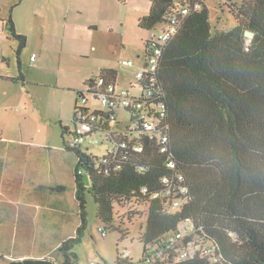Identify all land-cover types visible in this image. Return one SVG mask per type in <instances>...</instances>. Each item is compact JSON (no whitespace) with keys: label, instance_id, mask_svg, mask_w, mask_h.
Returning <instances> with one entry per match:
<instances>
[{"label":"trees","instance_id":"16d2710c","mask_svg":"<svg viewBox=\"0 0 264 264\" xmlns=\"http://www.w3.org/2000/svg\"><path fill=\"white\" fill-rule=\"evenodd\" d=\"M186 4V0H150L149 12L138 20V27L163 30L171 14ZM227 7L234 20L228 30H212L202 2L170 40L160 44L145 39L144 57L154 48L161 50V57L152 73L154 80L149 82L151 76L145 75L138 82L140 94L130 97L140 98L137 110L121 107L119 96L107 93L116 85L112 68L86 80V91L76 92L74 129L84 123L90 127L87 135L110 132L118 146L114 153L97 157L81 146L71 147L66 135L72 137L74 129L60 126L61 147L76 160L81 225L75 241L86 227L82 173L89 180L96 218L110 230L122 232L114 223L116 207L130 206L128 219L136 216L137 209L145 210L138 236L143 245L140 260L124 257L125 250L112 264H264V0L229 2ZM4 27L18 43V56L26 39L16 33L11 19ZM147 89L151 94L144 98ZM85 92L99 104L107 95L109 105L91 110ZM120 110L128 114L124 127L116 115ZM146 119L154 123L152 132L142 127ZM163 138H167L164 145ZM181 186L186 194H180ZM174 198L181 202L176 209L170 205ZM188 222L193 234L210 244L212 255L178 261L179 246L167 247L179 225ZM72 242L65 239L58 244L60 260L0 255V264H78L76 254L69 251Z\"/></svg>","mask_w":264,"mask_h":264},{"label":"rangeland","instance_id":"374dc122","mask_svg":"<svg viewBox=\"0 0 264 264\" xmlns=\"http://www.w3.org/2000/svg\"><path fill=\"white\" fill-rule=\"evenodd\" d=\"M240 1L202 0L208 10L212 30H228L233 26L234 20L227 5L229 2L239 4ZM80 2L79 10L74 9L69 15L70 22L77 19L87 21V18H90L92 24L97 25V29L87 30L82 41L81 34L75 37L72 27L68 26L67 35L64 37L67 40L66 47L61 46L64 50L61 53L62 63L59 66L61 70L64 69L62 67H68L66 68L68 72L65 75L63 71L47 73L41 81H45L51 87L41 88L27 84L29 119L21 125L20 130L16 116L22 109L16 89L12 94V108L9 110L6 106L9 111L7 115L13 117L16 125L12 126L4 117L0 118V127L7 131L3 135V145L0 144L4 149L0 158L3 159L2 164L5 162L3 167L4 165L6 167V163L9 164L8 172L4 171L3 167L2 170L0 169V253L5 254L10 251L11 255L24 256V258L47 257L48 253V257L60 260L61 255L56 252L57 245L64 239H73L68 247L71 253L76 254L78 264H90L92 261L96 264H112L116 255L122 254L125 250L129 252L131 260L139 261L143 245L138 240V236L145 225V210L137 209L134 211L136 216L128 219L125 215L131 207H116L115 213L118 216L114 223L116 227L120 226L122 232L110 230L96 218V208L90 196L89 180L85 173H82L80 181L83 182L86 201V227L81 229L79 239L74 240L76 229L81 225L79 217L75 216L78 213L74 202L76 186L73 185L76 161L64 153L61 147L60 125L67 126L70 130L74 129L73 107L67 112L64 110L65 103L70 98H76L75 91H86L84 83L88 80V75L92 73V77L98 78L100 69L105 64L116 68V90L129 91L132 94L139 92L136 78L139 65L128 68L120 64L125 59L139 61V64L142 62L137 56L141 54L145 39L152 33L139 28L138 20L149 12L150 0L123 2L81 0ZM92 10L96 18L89 13ZM159 31L155 29L153 33ZM85 51L88 54H84ZM28 63V57H24L22 59L24 71ZM57 64L58 61H54L52 66L58 69ZM56 80L59 81L57 84L59 86L54 88L52 85ZM67 81L71 83L72 88L69 89L76 88V90L65 91L60 88ZM85 96L89 99L88 106L91 110L102 109L92 96L86 92ZM116 115L124 127L125 122H128V114L120 110ZM66 139H70L69 135H66ZM107 149L105 144L83 146L84 151L97 157L104 156ZM48 154L51 155L49 159L45 157ZM28 159L27 169L25 160ZM71 164L72 169H70ZM18 166H23L20 172ZM46 167L52 170L43 171ZM11 172L13 174L10 176ZM18 181H22L21 186L17 184ZM28 182L30 183L26 184V190L24 183ZM59 188L63 193H59L61 191ZM19 191L29 197L31 202H26L25 205L22 199H17ZM57 198L63 203L60 208L53 207V202ZM16 214L19 216L18 220L9 221V218L14 219L12 216ZM99 226L104 227L106 237L103 238L99 233Z\"/></svg>","mask_w":264,"mask_h":264},{"label":"crops","instance_id":"0c3cea01","mask_svg":"<svg viewBox=\"0 0 264 264\" xmlns=\"http://www.w3.org/2000/svg\"><path fill=\"white\" fill-rule=\"evenodd\" d=\"M80 1L81 0H0V49L2 52V58L0 60V118L4 117L5 121H7V123L9 124H12V126H15L16 122H18V124L20 125V128H18L19 130L21 129V125L24 124V122H26L29 119L28 112L30 111V106H29V91L27 90L28 87L27 84H34L41 88H47L46 86L51 87L50 85L45 83V81H41V79L44 76H46L47 73L63 71V74L65 75L66 72H68V70L66 69L68 67H62L64 68L63 70L59 69V66L62 63L61 53L66 47L67 40H65L64 37L67 35L68 26L72 27V33L75 35V37H78V34H81L82 41L85 38L84 36L87 30L95 31L97 29V25L92 24L90 18H87V21H82L81 19H77L74 22H70L69 15L73 12L74 9L79 10L78 6L81 5ZM82 11L80 13H82ZM89 13L93 15L94 18H96L95 14L93 13V10ZM8 19H11V21L13 22L16 33L24 36L26 39L25 47L19 53L18 56L15 55L18 43L10 36L8 31L4 27ZM89 39L91 38L89 37ZM61 46H64V48ZM81 48L82 50L84 49L83 46H81ZM84 54H88V53L86 52ZM32 56H35L33 60H31ZM24 57H28V62H29L28 65L25 66L26 69L25 71L22 66V59ZM138 58L142 59L141 64H139V61L136 62L133 60H126V59L123 61H132L134 64L132 67L139 65L140 68L141 65L143 64V59H144L143 49L141 50V54H138L137 59ZM54 61H58L57 64L58 69L52 66ZM132 67H128V68H132ZM101 68L102 69H100V71L103 69H110V68L116 70L114 66L109 64H105ZM91 74L92 73L88 75V79L92 78ZM19 78H22L23 80L21 81ZM58 82L59 81L56 80L53 83L52 87L55 88L56 86H59L57 85ZM61 86L62 87L60 88H62L65 91L76 90V88L69 89L72 88L71 83L69 81H67ZM15 89L17 90V95L19 96V101H20L19 105H21L22 110L18 112V115L16 116V122H13V117L11 115H7L9 111L6 106H8L9 110L12 108L13 106L12 94L14 93ZM130 94L132 96H138L140 94V90L138 93L136 92L135 94L132 93ZM74 103H75L74 98L73 99L70 98L69 100H67V102L65 103L64 110L67 112L71 111L72 107H74ZM34 110L35 108H33L32 111ZM21 119L22 121H20ZM6 132L7 131L3 127H0V144L2 145L4 139L3 135ZM9 140L14 141L13 139H9ZM3 150L4 149H2L1 146L0 155L2 154ZM68 155L72 157L71 154ZM45 157L49 159L51 158V155L48 154V156ZM2 160L3 159L0 158L1 170L3 164H5V162H3L2 164ZM28 161L29 159L25 160V163L27 164ZM22 167L18 166L19 172L21 171ZM28 167L29 166L27 164L26 168L28 169ZM3 169L4 171L8 172L9 164L6 163V167L4 165ZM70 169H72V164L70 165ZM51 170L52 168L46 167L43 171H51ZM41 173L42 172H40V174ZM12 174L13 173L11 172L10 176ZM21 182L22 181H18L17 184L21 186L20 184ZM29 183L30 182L24 183V186L26 187V184ZM73 185H75V179ZM59 190L61 189L59 188ZM59 193H63V190L59 191ZM19 198L22 199V202L25 205L26 202H31V199H29V197L24 195L22 191H19V195L17 199ZM74 202L77 209L75 192H74ZM53 203H54L53 207L55 208H60L63 205L60 198L55 199V202ZM75 216H77V213ZM12 217L14 219L10 217L9 221L10 220L16 221L19 218L17 214L13 215ZM0 255L4 256L7 259L24 258V256L11 255L10 251L5 254L0 253ZM46 256L48 257V253L46 254ZM38 258H43V257H38Z\"/></svg>","mask_w":264,"mask_h":264},{"label":"built area","instance_id":"2783aa9c","mask_svg":"<svg viewBox=\"0 0 264 264\" xmlns=\"http://www.w3.org/2000/svg\"><path fill=\"white\" fill-rule=\"evenodd\" d=\"M186 1H187V4L185 6L177 9V11H174L171 14L163 30H160L159 33H153L154 31L151 32L152 34L150 33L151 35L149 37L152 42L162 44L170 40L172 37H174L177 34L184 20L187 18V16L191 12L199 11L202 7L201 0H186ZM160 57H161L160 49L158 48L149 49L148 55L145 56L143 59V64L141 65L139 70L136 72L137 84L139 81L143 80V77H145V75L151 76L148 78L149 82H152L154 80L152 73H154L157 70V67L160 63ZM1 58H2V52L0 49V60ZM34 58L35 57L32 56L31 60H33ZM120 65L125 66V67H132L134 64L132 61H123L121 62ZM107 93H112V94L119 96L118 100L120 102V106L123 108H131L133 110H137L138 108L142 106L139 97H136V99L134 100L130 98L132 97V95L130 94L129 91H119V90H116L115 86L114 87L110 86L108 88ZM150 94H151L150 89L144 90V94H143L144 98H148ZM112 99L116 100L115 97ZM100 104L103 107L109 105V98L107 97V95L103 94L100 97ZM163 113H164V110H161L160 114L163 115ZM142 127L146 129V131L152 132L154 130V123L151 122V120L146 119V120H143ZM89 130H90V127L84 123L76 124L75 129L73 131V136L70 137L69 139V146L83 147V146L105 144L108 147L107 151H110L111 153L115 152V149H117L118 146L112 142L110 132H100V133H95L93 135L92 134L87 135ZM166 141H167V138H163L161 140V144L164 145ZM164 150L165 148L162 149V151ZM179 192L182 195L186 194L187 192L186 187L181 186ZM180 203H181L180 199L178 198L171 199L170 201L171 208L176 209L180 205ZM98 231L103 238L106 237L105 231L102 228H98ZM193 232L194 230L192 227V223L188 222V223L179 225L178 231L176 232L174 238L171 240L170 244L167 246L170 248H172L175 244L179 246V251L177 254L178 261L191 260V259H194L196 256L208 257L212 255L213 250L210 244L206 242V240L201 238V236L193 234ZM186 239L187 241L185 243ZM123 256L129 257V252L125 251L123 253ZM153 257L154 256L152 255L150 259H153ZM90 264H96V263L92 261L90 262Z\"/></svg>","mask_w":264,"mask_h":264},{"label":"water","instance_id":"95a60500","mask_svg":"<svg viewBox=\"0 0 264 264\" xmlns=\"http://www.w3.org/2000/svg\"><path fill=\"white\" fill-rule=\"evenodd\" d=\"M245 35H246L247 37H249V38L252 37V33H251V32H246Z\"/></svg>","mask_w":264,"mask_h":264}]
</instances>
